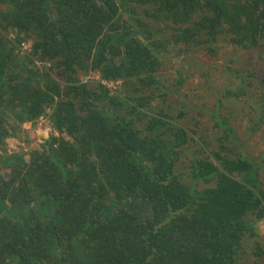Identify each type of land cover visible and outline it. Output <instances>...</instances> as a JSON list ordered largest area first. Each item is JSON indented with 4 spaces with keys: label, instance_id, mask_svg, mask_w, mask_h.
<instances>
[{
    "label": "trees",
    "instance_id": "obj_1",
    "mask_svg": "<svg viewBox=\"0 0 264 264\" xmlns=\"http://www.w3.org/2000/svg\"><path fill=\"white\" fill-rule=\"evenodd\" d=\"M221 41L264 58V0H0V264L264 258L244 243L264 218L263 162L212 150L184 174L195 131L170 109L186 100L152 102L167 98L157 72L175 46ZM41 116L50 137L29 160L9 152Z\"/></svg>",
    "mask_w": 264,
    "mask_h": 264
},
{
    "label": "rangeland",
    "instance_id": "obj_2",
    "mask_svg": "<svg viewBox=\"0 0 264 264\" xmlns=\"http://www.w3.org/2000/svg\"><path fill=\"white\" fill-rule=\"evenodd\" d=\"M28 46L25 45V51ZM212 48L206 43L175 46L157 72L161 86L169 89V92L164 95L167 98H157L152 101L153 104L162 108L165 99L178 100L182 94L186 106L181 102L170 109L172 115H176L173 120L176 123L178 120L186 122L185 128L190 133L195 131V141L204 146L202 154H198V145L194 141L192 148L188 147L183 154L178 169L188 175L191 160L197 155L205 156L212 150L235 157L238 148L244 147L247 153L264 164V122L259 128H254L262 113L264 58L258 50L236 48L226 41L214 44ZM80 79L84 82L99 81L101 77L98 72H90L80 75ZM108 82H112V90L121 91L124 87L122 81ZM181 112L186 113L180 116ZM32 124H22L19 136L7 139L6 145L9 152L23 149L27 160L31 150L40 147L35 131L39 126L38 121ZM261 177L264 180V170ZM255 230L254 238H246L245 248L256 241L264 246V218L257 220ZM240 258L246 259L244 253H240ZM255 264H264V258L259 257Z\"/></svg>",
    "mask_w": 264,
    "mask_h": 264
},
{
    "label": "built area",
    "instance_id": "obj_3",
    "mask_svg": "<svg viewBox=\"0 0 264 264\" xmlns=\"http://www.w3.org/2000/svg\"><path fill=\"white\" fill-rule=\"evenodd\" d=\"M103 84H106L107 86H109L112 89V82H106V81H102ZM32 124V122H31ZM33 125V124H32ZM38 128L35 130L37 135H38V140L37 143L39 144V146L45 142L46 139H48L51 135V132L53 131L52 127H50L47 119L45 118V116H41L38 120ZM26 128H28L26 126Z\"/></svg>",
    "mask_w": 264,
    "mask_h": 264
},
{
    "label": "clouds",
    "instance_id": "obj_4",
    "mask_svg": "<svg viewBox=\"0 0 264 264\" xmlns=\"http://www.w3.org/2000/svg\"><path fill=\"white\" fill-rule=\"evenodd\" d=\"M102 82V81H101Z\"/></svg>",
    "mask_w": 264,
    "mask_h": 264
}]
</instances>
